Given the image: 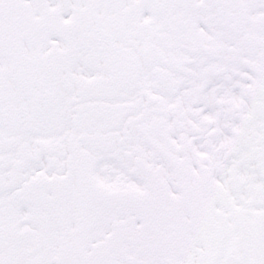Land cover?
<instances>
[{
	"label": "snow or ice",
	"instance_id": "6c2138e0",
	"mask_svg": "<svg viewBox=\"0 0 264 264\" xmlns=\"http://www.w3.org/2000/svg\"><path fill=\"white\" fill-rule=\"evenodd\" d=\"M0 264H264V0H0Z\"/></svg>",
	"mask_w": 264,
	"mask_h": 264
}]
</instances>
